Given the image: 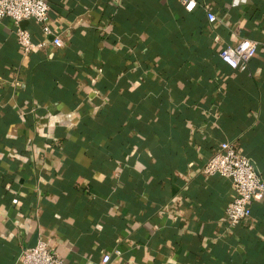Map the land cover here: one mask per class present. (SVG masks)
Segmentation results:
<instances>
[{
  "label": "crops",
  "instance_id": "1",
  "mask_svg": "<svg viewBox=\"0 0 264 264\" xmlns=\"http://www.w3.org/2000/svg\"><path fill=\"white\" fill-rule=\"evenodd\" d=\"M195 1L47 0L63 46L26 57L0 22V264L35 237L70 264H264V202L228 231L231 183L202 174L229 143L264 179V0Z\"/></svg>",
  "mask_w": 264,
  "mask_h": 264
},
{
  "label": "built area",
  "instance_id": "2",
  "mask_svg": "<svg viewBox=\"0 0 264 264\" xmlns=\"http://www.w3.org/2000/svg\"><path fill=\"white\" fill-rule=\"evenodd\" d=\"M187 13L197 8L195 0H177ZM237 4V1L234 2ZM210 24L217 22V17L204 9ZM10 19L14 25L17 43L23 56H29L51 44L53 47L63 46L61 36L50 27L49 6L47 0H0V22ZM24 21H32L40 28L41 34L47 38L33 40V35L21 27ZM51 37V42L48 41ZM258 44L243 39L235 46H227L219 52L221 62L232 71H243L256 56ZM97 94V93H96ZM202 174L205 177L219 176L231 183L233 198L225 210L226 230H231L251 220V205L264 202V179L256 163L241 155L234 145L220 144L204 163ZM17 204V200H13ZM111 257L102 256V264H109ZM17 264H70L53 251L49 245L37 241L33 248H28Z\"/></svg>",
  "mask_w": 264,
  "mask_h": 264
},
{
  "label": "water",
  "instance_id": "3",
  "mask_svg": "<svg viewBox=\"0 0 264 264\" xmlns=\"http://www.w3.org/2000/svg\"><path fill=\"white\" fill-rule=\"evenodd\" d=\"M36 243H37V237H35V238L33 239V241H32V243H31V245H30L29 248H33V247L36 245Z\"/></svg>",
  "mask_w": 264,
  "mask_h": 264
}]
</instances>
